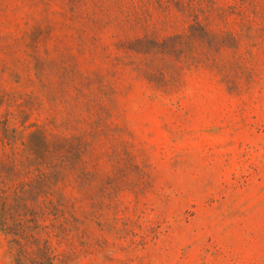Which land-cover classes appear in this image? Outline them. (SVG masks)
<instances>
[{"label": "rangeland", "instance_id": "1", "mask_svg": "<svg viewBox=\"0 0 264 264\" xmlns=\"http://www.w3.org/2000/svg\"><path fill=\"white\" fill-rule=\"evenodd\" d=\"M3 192L52 264H264V0H0Z\"/></svg>", "mask_w": 264, "mask_h": 264}, {"label": "trees", "instance_id": "2", "mask_svg": "<svg viewBox=\"0 0 264 264\" xmlns=\"http://www.w3.org/2000/svg\"><path fill=\"white\" fill-rule=\"evenodd\" d=\"M5 200V193H0V202L2 204L1 208V215H0V227L12 237L11 243L13 244L14 248L16 249V261L17 264H52L54 258L51 257V252L53 251L52 245L49 241L52 238V234L55 229L52 226V231L47 233V238L44 241H41L33 231L28 226L26 222H19L16 224H12L8 221V216L6 215V202ZM51 208L57 213L64 214L68 208V204L64 202H60L56 205L53 204L51 201L50 203ZM24 203L18 204L17 208H23ZM13 218V215L10 214ZM76 221V219H75ZM37 228V227H35ZM48 229V228H46ZM60 231L55 232L57 236L62 238L63 235L66 234V227L61 226L59 228ZM49 237V238H48Z\"/></svg>", "mask_w": 264, "mask_h": 264}]
</instances>
